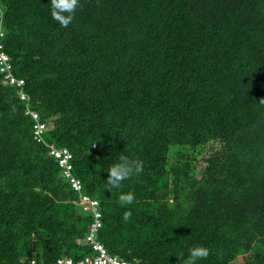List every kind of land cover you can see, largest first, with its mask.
<instances>
[{
    "label": "trees",
    "instance_id": "obj_1",
    "mask_svg": "<svg viewBox=\"0 0 264 264\" xmlns=\"http://www.w3.org/2000/svg\"><path fill=\"white\" fill-rule=\"evenodd\" d=\"M0 2L25 80L0 73V264L90 251V218L48 144L69 148L101 201L111 254L187 264L204 246L195 264H264V0H81L67 28L51 0ZM28 108L48 125L43 142ZM121 156L143 171L109 190Z\"/></svg>",
    "mask_w": 264,
    "mask_h": 264
},
{
    "label": "built area",
    "instance_id": "obj_2",
    "mask_svg": "<svg viewBox=\"0 0 264 264\" xmlns=\"http://www.w3.org/2000/svg\"><path fill=\"white\" fill-rule=\"evenodd\" d=\"M4 12L0 2V73L3 75L4 81L11 86L23 87L24 78L16 76L14 73V65L10 54L5 48L6 32L4 29ZM23 100H29V96L25 92H20ZM35 119L34 138L37 142L44 141V133L48 125L41 119L40 113L32 108L27 109ZM49 152L58 162L61 169V175L69 184L71 189L78 196V206L80 211L90 218L88 231L84 238L80 240L82 245L89 248V253L75 259L71 256L60 257L56 264H140L138 261L124 259L118 255L111 254L106 245L99 239V232L103 226V212L101 201L91 194L84 191V185L80 178L73 172L72 158L73 154L67 147H57L54 144H48ZM35 263V261H32Z\"/></svg>",
    "mask_w": 264,
    "mask_h": 264
},
{
    "label": "clouds",
    "instance_id": "obj_3",
    "mask_svg": "<svg viewBox=\"0 0 264 264\" xmlns=\"http://www.w3.org/2000/svg\"><path fill=\"white\" fill-rule=\"evenodd\" d=\"M81 0H51V17L57 21L61 27L67 28L74 20ZM107 171L109 176L104 181L109 190L120 188L123 182L130 179L133 175H138L143 171V164L140 161L131 160L121 156L118 162L111 165ZM120 201L126 205H131L135 199L129 192L119 197ZM131 216V210H125L123 219L127 221ZM209 250L204 246H195L188 250L187 264H195L197 259L207 258Z\"/></svg>",
    "mask_w": 264,
    "mask_h": 264
},
{
    "label": "rangeland",
    "instance_id": "obj_4",
    "mask_svg": "<svg viewBox=\"0 0 264 264\" xmlns=\"http://www.w3.org/2000/svg\"><path fill=\"white\" fill-rule=\"evenodd\" d=\"M242 263V256H239L236 261L231 264H241Z\"/></svg>",
    "mask_w": 264,
    "mask_h": 264
}]
</instances>
